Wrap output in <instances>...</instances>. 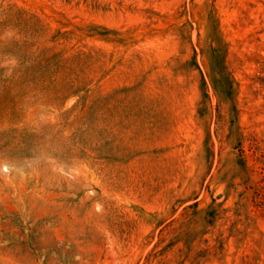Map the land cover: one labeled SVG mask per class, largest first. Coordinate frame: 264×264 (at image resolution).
Returning a JSON list of instances; mask_svg holds the SVG:
<instances>
[{
	"label": "rangeland",
	"instance_id": "rangeland-1",
	"mask_svg": "<svg viewBox=\"0 0 264 264\" xmlns=\"http://www.w3.org/2000/svg\"><path fill=\"white\" fill-rule=\"evenodd\" d=\"M0 264H264V0H0Z\"/></svg>",
	"mask_w": 264,
	"mask_h": 264
}]
</instances>
